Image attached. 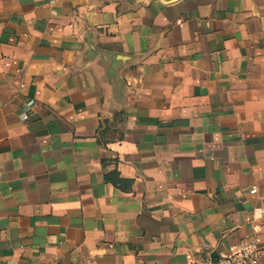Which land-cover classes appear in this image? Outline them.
Returning <instances> with one entry per match:
<instances>
[{
    "label": "crops",
    "instance_id": "1",
    "mask_svg": "<svg viewBox=\"0 0 264 264\" xmlns=\"http://www.w3.org/2000/svg\"><path fill=\"white\" fill-rule=\"evenodd\" d=\"M246 236L264 249V0H0V264Z\"/></svg>",
    "mask_w": 264,
    "mask_h": 264
},
{
    "label": "built area",
    "instance_id": "2",
    "mask_svg": "<svg viewBox=\"0 0 264 264\" xmlns=\"http://www.w3.org/2000/svg\"><path fill=\"white\" fill-rule=\"evenodd\" d=\"M253 188L251 191L253 192ZM264 249L257 239L246 236L232 246L229 254L212 258H195L192 264H260Z\"/></svg>",
    "mask_w": 264,
    "mask_h": 264
},
{
    "label": "water",
    "instance_id": "3",
    "mask_svg": "<svg viewBox=\"0 0 264 264\" xmlns=\"http://www.w3.org/2000/svg\"><path fill=\"white\" fill-rule=\"evenodd\" d=\"M214 254V253H213Z\"/></svg>",
    "mask_w": 264,
    "mask_h": 264
}]
</instances>
